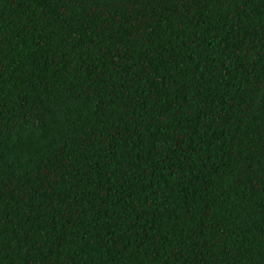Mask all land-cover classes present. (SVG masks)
Segmentation results:
<instances>
[{
    "label": "trees",
    "instance_id": "trees-1",
    "mask_svg": "<svg viewBox=\"0 0 264 264\" xmlns=\"http://www.w3.org/2000/svg\"><path fill=\"white\" fill-rule=\"evenodd\" d=\"M0 264H264V0H0Z\"/></svg>",
    "mask_w": 264,
    "mask_h": 264
}]
</instances>
